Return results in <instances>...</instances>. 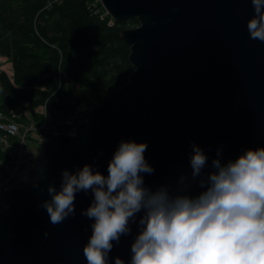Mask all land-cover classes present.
I'll return each instance as SVG.
<instances>
[{"label": "water", "instance_id": "water-1", "mask_svg": "<svg viewBox=\"0 0 264 264\" xmlns=\"http://www.w3.org/2000/svg\"><path fill=\"white\" fill-rule=\"evenodd\" d=\"M100 2L113 21L138 20L121 32L134 68L71 134L50 136L2 193L0 264H87L83 248L94 221L81 212L93 200L91 191L76 194L75 215L59 225L40 205L51 199L49 185L59 190L64 170L88 164L106 176L120 141L147 144L144 157L154 172L143 177L153 190L174 189L182 174L191 176L193 144L208 157L205 174L218 149L224 163L264 148V42L249 38L250 0ZM199 191L193 186L191 194ZM130 227V235L113 242L109 264L117 257L129 264L138 233L136 224Z\"/></svg>", "mask_w": 264, "mask_h": 264}, {"label": "clouds", "instance_id": "clouds-1", "mask_svg": "<svg viewBox=\"0 0 264 264\" xmlns=\"http://www.w3.org/2000/svg\"><path fill=\"white\" fill-rule=\"evenodd\" d=\"M250 3L249 38L264 42V0ZM147 147L120 141L106 176L85 164L74 173L64 170L59 190L48 186L51 199L40 206L52 225L75 215L77 193L91 191L93 200L81 212L94 221L83 248L87 264H109L113 242L131 234L130 224L138 233L129 264H264V148L247 149L224 163L218 149L205 174L208 157L193 144L191 176L182 174L174 189L153 190L143 177L154 172L144 157ZM37 171L42 179L44 166ZM193 186L200 189L196 195ZM114 264L125 262L117 257Z\"/></svg>", "mask_w": 264, "mask_h": 264}, {"label": "trees", "instance_id": "trees-1", "mask_svg": "<svg viewBox=\"0 0 264 264\" xmlns=\"http://www.w3.org/2000/svg\"><path fill=\"white\" fill-rule=\"evenodd\" d=\"M137 25L113 21L100 0H0V56L12 66L11 74L0 70V109L46 120L48 137L67 133V119L80 124L129 81L134 67L121 32ZM5 160L0 146L2 175Z\"/></svg>", "mask_w": 264, "mask_h": 264}, {"label": "built area", "instance_id": "built-area-1", "mask_svg": "<svg viewBox=\"0 0 264 264\" xmlns=\"http://www.w3.org/2000/svg\"><path fill=\"white\" fill-rule=\"evenodd\" d=\"M44 110V106L38 109L40 115H44ZM65 123L69 127L67 133L70 134L78 125L73 118L67 119ZM45 130L46 120L38 123L27 112L6 114L0 109V146L6 155V160L2 163L5 176L0 173V196L16 185L19 174L26 165H30L48 140L49 137L43 133Z\"/></svg>", "mask_w": 264, "mask_h": 264}, {"label": "rangeland", "instance_id": "rangeland-1", "mask_svg": "<svg viewBox=\"0 0 264 264\" xmlns=\"http://www.w3.org/2000/svg\"><path fill=\"white\" fill-rule=\"evenodd\" d=\"M1 65L3 66L2 68L4 70H7L8 73H10L12 71V66L9 64V62L7 61V59L1 63ZM1 99H2V94L0 93V103H1ZM1 105V104H0ZM33 145L36 146V143L32 142ZM38 146V145H37ZM42 148V147H41ZM0 204H3L2 202ZM4 205V204H3ZM5 206V205H4ZM5 208V207H4Z\"/></svg>", "mask_w": 264, "mask_h": 264}, {"label": "crops", "instance_id": "crops-1", "mask_svg": "<svg viewBox=\"0 0 264 264\" xmlns=\"http://www.w3.org/2000/svg\"><path fill=\"white\" fill-rule=\"evenodd\" d=\"M5 60H6L5 57L0 56V70L3 69V68H2L3 66L1 65V63L4 62ZM9 64H10V63H9ZM6 71H7V70H6Z\"/></svg>", "mask_w": 264, "mask_h": 264}]
</instances>
